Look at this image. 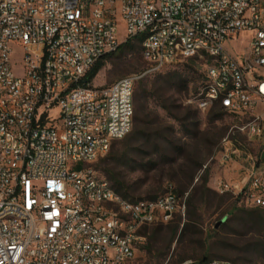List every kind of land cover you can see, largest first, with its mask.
I'll use <instances>...</instances> for the list:
<instances>
[{"label": "built area", "instance_id": "2783aa9c", "mask_svg": "<svg viewBox=\"0 0 264 264\" xmlns=\"http://www.w3.org/2000/svg\"><path fill=\"white\" fill-rule=\"evenodd\" d=\"M139 39L147 72L84 83ZM192 59L205 77L191 103L240 123L220 144L215 189L264 209V0H0V264H136L143 230L183 200L172 185L126 199L95 164L132 132L137 84Z\"/></svg>", "mask_w": 264, "mask_h": 264}, {"label": "rangeland", "instance_id": "374dc122", "mask_svg": "<svg viewBox=\"0 0 264 264\" xmlns=\"http://www.w3.org/2000/svg\"><path fill=\"white\" fill-rule=\"evenodd\" d=\"M242 47L245 40L231 46L235 52ZM149 68L135 40L113 54L92 85L110 86ZM174 73L186 87L159 80ZM204 77V62L192 59L143 78L135 89V97L142 95L145 103L142 121L136 117L130 135L95 164L103 178L113 186L112 176L134 201L158 198L170 185L183 200L184 209L170 222L143 230L146 242L137 251L136 264H200L205 259L264 264V209L240 206L215 189L223 173L215 161L220 144L240 123L219 106L202 112L191 103L201 94ZM59 115L56 110L55 118Z\"/></svg>", "mask_w": 264, "mask_h": 264}, {"label": "trees", "instance_id": "16d2710c", "mask_svg": "<svg viewBox=\"0 0 264 264\" xmlns=\"http://www.w3.org/2000/svg\"><path fill=\"white\" fill-rule=\"evenodd\" d=\"M137 42H139L140 44L142 43V39H139V40H136ZM133 41H128L124 44H122L120 46V48L118 49V51H121L127 47H130L131 46V43ZM142 48V47H141ZM113 56L112 55H108V56H105L104 58H102L97 64L96 66L93 68V70L87 75L86 79L84 80V83L86 85H92V83L94 82V80L99 76L100 72L103 70V68L105 67V63ZM163 74V73H161ZM161 74H157V75H161ZM156 76V75H155ZM159 80L166 84V85H170L171 83L174 84L175 86H183V87H186V83L185 81L182 80L181 76H179V74L177 73H174L172 75H166V76H159ZM138 85V84H137ZM203 87H204V83H203ZM141 92H144V91H141ZM144 99L142 97V95H137V97H135V107H136V113H135V118L137 117V121L138 122H141L142 121V115H143V112H144V109H145V105H144ZM167 110V109H165ZM137 129H138V126H137ZM138 131V130H137ZM151 141V140H149ZM111 180L114 182L113 184V188L119 193L121 194L123 197H125L126 199H130V197L128 195H125L123 193V190H122V186L117 182L115 181V179L111 176L110 177ZM207 183V181L205 182ZM157 199V197H154L152 198L151 200H155ZM132 200V199H130ZM134 201V200H132ZM263 248H264V245H263ZM210 262L212 261H208V260H204L202 261L200 264H209Z\"/></svg>", "mask_w": 264, "mask_h": 264}, {"label": "water", "instance_id": "95a60500", "mask_svg": "<svg viewBox=\"0 0 264 264\" xmlns=\"http://www.w3.org/2000/svg\"><path fill=\"white\" fill-rule=\"evenodd\" d=\"M225 222H226V220L221 221V222L217 225V228H218L219 226H221L222 224H224Z\"/></svg>", "mask_w": 264, "mask_h": 264}, {"label": "crops", "instance_id": "0c3cea01", "mask_svg": "<svg viewBox=\"0 0 264 264\" xmlns=\"http://www.w3.org/2000/svg\"><path fill=\"white\" fill-rule=\"evenodd\" d=\"M221 176H223V173H222ZM221 176H220V177H221ZM228 176H229L230 178H235L236 175L234 174V175H228ZM220 177H219V178H220ZM215 184H216V183H215Z\"/></svg>", "mask_w": 264, "mask_h": 264}]
</instances>
